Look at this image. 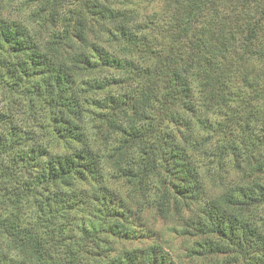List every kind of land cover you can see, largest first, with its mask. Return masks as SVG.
Wrapping results in <instances>:
<instances>
[{"label": "trees", "instance_id": "16d2710c", "mask_svg": "<svg viewBox=\"0 0 264 264\" xmlns=\"http://www.w3.org/2000/svg\"><path fill=\"white\" fill-rule=\"evenodd\" d=\"M20 5L33 29L0 13V264H264V0Z\"/></svg>", "mask_w": 264, "mask_h": 264}, {"label": "rangeland", "instance_id": "374dc122", "mask_svg": "<svg viewBox=\"0 0 264 264\" xmlns=\"http://www.w3.org/2000/svg\"><path fill=\"white\" fill-rule=\"evenodd\" d=\"M21 0H16L14 4H10V5H6V4H3V3H0V13L1 15H3L4 17L6 18H9V19H12L16 22H20V23H23L24 25H26L27 27L33 29L31 23H30V19H31V10H27V9H23L21 8ZM103 45V44H102ZM108 50L109 53H112L114 55H119L118 53V50L115 48V47H108L106 48ZM121 68H118L117 70L116 69H110L109 71L107 70H104L106 71V73L104 74H100V75H96V78H106L107 80H111L112 78H116L118 76V72H122V70H119ZM110 87V86H109ZM122 88L119 89L118 86H115L113 85L112 86V89H110L111 93H116L117 91L119 93H122L124 92L123 90H121ZM95 93L93 92H90V93H87L89 96L92 97V99H89V101L91 103H89V105L86 107V110H87V115L88 114H91V113H95L96 110H98L96 108L97 105L95 104H92L93 102V97L96 98V95H102V94H105V92H101L98 94V90H93ZM88 118H90V115L88 116ZM195 156V154H194ZM193 156V157H194ZM197 158H201L200 155H197L196 156ZM195 159V157H194ZM198 159V161H199ZM196 161V160H195ZM201 161V164L202 163V160L200 159ZM201 164H199V166L201 167ZM201 171L202 172H205L204 171V168L201 167ZM204 178H206V174H203ZM118 187V185L114 184L113 185V188H115L116 190H120ZM169 225H166V226H163L164 227V231L166 233V236H165V239H166V242L167 244H169L171 246V249L169 250L170 251V255L171 257H174L176 256V254H182V245H181V239L175 235V233H172L171 231H168L167 230V227Z\"/></svg>", "mask_w": 264, "mask_h": 264}]
</instances>
